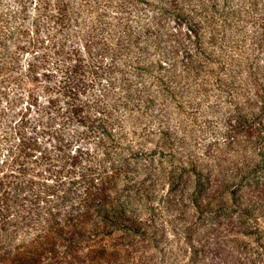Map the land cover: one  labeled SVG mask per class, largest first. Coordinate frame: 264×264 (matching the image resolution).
Wrapping results in <instances>:
<instances>
[{
    "label": "trees",
    "instance_id": "trees-1",
    "mask_svg": "<svg viewBox=\"0 0 264 264\" xmlns=\"http://www.w3.org/2000/svg\"><path fill=\"white\" fill-rule=\"evenodd\" d=\"M220 212L264 243V0H0V264H199Z\"/></svg>",
    "mask_w": 264,
    "mask_h": 264
},
{
    "label": "rangeland",
    "instance_id": "rangeland-1",
    "mask_svg": "<svg viewBox=\"0 0 264 264\" xmlns=\"http://www.w3.org/2000/svg\"><path fill=\"white\" fill-rule=\"evenodd\" d=\"M234 217L235 214L220 212L214 219L199 222L198 229L202 231L200 235H203L204 241L202 244L207 250V255H199V264L208 261L211 264H219L221 261L229 264H264V243L259 244L255 237L241 234V228H238ZM169 240H172V237ZM112 244L110 242V245ZM170 244L174 248L173 251L180 249L178 241L172 240ZM174 255V264H184L191 257L189 253L183 256L178 252ZM83 257L84 255H65L62 252L58 255H32V258H40L39 262L32 264H82ZM119 257L116 264H168L170 261L168 255H162L155 248L150 249L148 255L131 254Z\"/></svg>",
    "mask_w": 264,
    "mask_h": 264
}]
</instances>
